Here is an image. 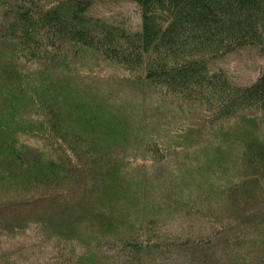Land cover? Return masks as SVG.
<instances>
[{"label": "trees", "instance_id": "trees-1", "mask_svg": "<svg viewBox=\"0 0 264 264\" xmlns=\"http://www.w3.org/2000/svg\"><path fill=\"white\" fill-rule=\"evenodd\" d=\"M96 1L0 0V264H264V0Z\"/></svg>", "mask_w": 264, "mask_h": 264}, {"label": "rangeland", "instance_id": "rangeland-1", "mask_svg": "<svg viewBox=\"0 0 264 264\" xmlns=\"http://www.w3.org/2000/svg\"><path fill=\"white\" fill-rule=\"evenodd\" d=\"M135 4L131 0H99L87 10L90 16L118 25L134 26L139 21ZM134 28V27H133ZM264 66V55L257 47L239 48L214 61L212 68H223L237 84L253 81Z\"/></svg>", "mask_w": 264, "mask_h": 264}]
</instances>
